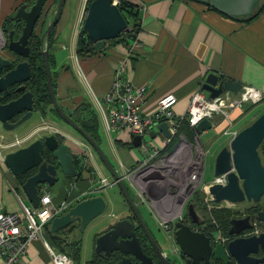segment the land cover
<instances>
[{
  "label": "crops",
  "instance_id": "obj_1",
  "mask_svg": "<svg viewBox=\"0 0 264 264\" xmlns=\"http://www.w3.org/2000/svg\"><path fill=\"white\" fill-rule=\"evenodd\" d=\"M26 1L33 3V0H0V21L4 22L11 17L16 7ZM51 1L55 3L56 0ZM129 1L134 4L133 13H135L138 26L135 40L138 45L135 46L133 53L127 59V68L123 79L130 82L134 88L145 87L142 117H146L152 112L158 100L168 93H173L177 98V102L173 106L174 114L186 113L191 95L200 88L209 73H214L220 78L240 81L245 86L258 89L264 95V6L261 8L264 0H260L261 9L259 8L260 10L258 9L259 11L257 10L254 17L249 21H245V18L241 20L225 15L200 1ZM86 2L87 0H77V11L71 34L68 33L69 11L62 9L56 27L54 50L59 48L61 49L59 52H65V48L68 47L70 55H57L53 50L52 55L56 62V94L63 107L73 110L85 101L89 103L95 113L94 109L97 107H95L94 102L95 106L92 103L91 93L102 99L112 82L113 70L120 59L127 54L130 41L123 38L124 40L110 43V47L105 48L104 52L100 54L94 53L85 58L77 57L75 45L85 15ZM48 18L46 17L47 22ZM132 18L134 17L129 16V24H132ZM76 67L79 70L78 74ZM79 76L84 80V83ZM84 91L89 95L90 102L85 98ZM205 94L208 95L206 92ZM92 106L95 108L93 109ZM244 109L243 106L238 110ZM234 112L231 113L232 118ZM36 115L39 116L40 114L36 113ZM95 115L97 118L96 113ZM98 115H100L105 128L102 134L98 131L101 141L100 147L102 149L103 146L107 147L111 157H113L112 159L117 161L119 170L115 166L114 168L119 174L136 166L147 157L150 146L146 149L141 145L134 146L133 135L127 130L121 132L108 131L103 116L100 113ZM214 120L220 121L221 119L216 116ZM222 124L224 127L216 128L217 131H221V135L231 137L230 134L224 133L227 128L226 121ZM25 127L26 125L22 129ZM160 134H156L154 137H150L148 134L155 146H161ZM109 161L114 165L110 159ZM94 164L99 172L104 175L95 161ZM0 165V212L19 213L21 212V204L11 187L15 188L16 183L21 189L22 183L17 180L18 176H13L5 165L1 163ZM107 176L110 177L108 173ZM63 177L65 178L62 180H67L68 185L61 188L57 193L50 190L55 201L65 197L73 198L82 189L87 188L90 183L89 181L76 180L75 175ZM69 187L72 190L69 191ZM48 188L50 189V187ZM121 199L123 210L127 213L125 200L122 197ZM137 202L140 200L137 199ZM153 203L155 202H152V205L146 203L145 206L149 212V217L159 227L160 214L162 215L164 212L159 206H154ZM93 225L99 226L98 234L103 226L98 225L97 222ZM73 230H75V226L71 232L69 228H66L54 234L59 233L64 237L65 234L72 233ZM47 234L49 236L54 235L49 232ZM70 237H72L70 240L64 237L66 243L80 246L76 236L71 234ZM78 259H73V261L78 262ZM87 263L90 264L89 260ZM18 264L52 263L42 244L39 241H34Z\"/></svg>",
  "mask_w": 264,
  "mask_h": 264
},
{
  "label": "water",
  "instance_id": "obj_2",
  "mask_svg": "<svg viewBox=\"0 0 264 264\" xmlns=\"http://www.w3.org/2000/svg\"><path fill=\"white\" fill-rule=\"evenodd\" d=\"M219 12L232 16L233 18H250L261 7L260 0H201ZM65 0H56V9L53 17L40 37L39 52L43 62L45 73L46 89L50 96L53 109L60 118L76 131L92 148L101 164L105 167L112 178L114 185L118 187L126 203L127 213L124 218L117 220L110 225V228L100 233L96 238L95 253L117 252L124 256L134 257L135 264H152L150 257L146 256L140 246L136 230L141 227L148 241L157 252L158 257L164 264H168L166 255L158 247L156 241L150 234L146 224L141 218L138 210L137 197H133L126 188L125 180L117 172L103 152L102 148L95 142L91 136L86 133L58 104L54 94L53 81L49 65V45L50 37L58 23ZM48 0H33L19 4L12 16L13 22L18 21L21 24L19 37L13 40L12 36L15 30L8 32V49L22 58L28 55V41L31 37L37 22L43 24L47 16H44L43 10L47 7ZM128 26V20L120 12L117 5L112 0H92L85 11L81 28L85 31L87 38L92 43L95 54L104 52L105 48L110 47L112 40L116 39ZM132 36H135L134 33ZM10 62L0 57V70L11 67ZM29 65L26 61L18 62L0 76V125L6 132L13 131L34 115L33 94L26 91L21 84L29 78ZM13 85H20L15 88L18 94L13 99H7L9 88ZM201 89L208 94V97L214 99L223 92H230L234 95L243 94L244 88L240 81L231 78H220L214 73H209L201 85ZM22 113V114H21ZM18 119L11 121L17 115ZM212 123L207 119H202L195 127V130L202 132L210 129ZM158 131L151 130L150 137L161 133L165 137H170L167 124L160 122L157 125ZM56 133V132H55ZM55 133L37 138L28 145L18 148L15 151L7 153L3 157V162L13 176H20L29 171H33L21 184L26 199L31 206H38L40 196L38 186L45 185L52 187L59 175L73 176L76 174V166L70 146L65 142H59ZM264 138V113L259 115L252 124L246 126L230 138L226 146H223L216 154L214 163V178L225 175L226 183H212L209 186V193L215 201L226 199L230 202L242 201L245 198H253L257 201L264 193V169L260 163L257 148ZM142 138L139 135L133 136V145L140 146ZM44 150L51 152L56 159L54 164H48L42 158ZM59 168V169H57ZM203 177V175H202ZM213 178V179H214ZM140 203V202H139ZM107 208V203L102 196H92L81 200L70 209L57 217H54L49 223L47 230L54 234L62 229L73 225L74 220H79L78 234L83 232L89 222L102 214ZM187 213L195 217L192 204H188ZM132 215L135 223L128 217ZM247 218L232 221L230 233H239L244 227L236 228V223L245 222ZM174 241L179 250L188 257V260L196 261L197 252H201L204 259L208 258L210 252L209 241L202 233L192 232L188 226L180 221L174 222ZM79 237H77V240ZM229 253L242 264L246 254L260 248L264 253V234L252 236L249 238H237L228 243ZM261 258L260 260H263ZM125 257L123 258V261Z\"/></svg>",
  "mask_w": 264,
  "mask_h": 264
},
{
  "label": "built area",
  "instance_id": "obj_3",
  "mask_svg": "<svg viewBox=\"0 0 264 264\" xmlns=\"http://www.w3.org/2000/svg\"><path fill=\"white\" fill-rule=\"evenodd\" d=\"M112 3L117 5L119 0H112ZM132 32L133 27L128 24L121 34L126 36ZM136 45L138 42L135 38L131 39L127 54L120 59L112 72L113 78L109 89L102 99L91 93L92 101L103 116L108 131L127 130L131 135H139L142 138L141 146L143 148L146 149L150 146L148 156L136 166L126 169L121 175L125 181L131 184L141 203L149 202L152 205V202H155L153 204H158L164 212V214H160L159 227L167 234L173 235L175 230L173 218L180 215L183 201L197 187L204 171L207 151L200 139L201 132L195 130L196 125L204 118L212 123L216 116H220L221 120L227 123L224 133L233 137L237 132L231 130L234 120L231 113L241 109L249 100L262 97L263 94L258 89L243 85V94L234 95L230 92H223L218 97L211 99L200 86L191 95L186 113L174 114L173 106L176 104L177 98L173 93H168L158 100L152 112L146 117H142L145 87L134 88L130 82L123 79V75L126 73L127 59L133 53ZM160 122L167 124L170 137L160 134L161 146H155L148 134L151 130L158 131L157 125ZM182 122H186L194 130L192 140L179 134L173 148L163 151L172 141V137L177 134ZM22 141L15 139L7 145L15 146ZM74 143L77 145H75L77 151L73 152V156H76L75 159L78 160L77 165L80 168L78 169L76 166V173L82 172L85 175L88 173L86 170L91 168L89 171L91 175L87 180L90 182L89 186L82 189L73 198L65 197L55 201L50 189L45 185H39L37 190L40 199L36 207L26 206L16 188L11 187L21 204V212H0V264H18L34 241H39L42 244L52 264H75L70 255L58 250L49 241L47 227L54 217L64 214L76 203L95 196L114 184L112 178L102 175L92 162L90 146L80 141H74ZM87 149L91 152L86 153ZM0 162L4 163L3 158H0ZM214 179L219 183L226 181L225 175ZM70 190L72 188L69 187ZM179 197L183 200L178 205H173L171 201ZM174 212L175 214H173Z\"/></svg>",
  "mask_w": 264,
  "mask_h": 264
},
{
  "label": "flooded vegetation",
  "instance_id": "obj_4",
  "mask_svg": "<svg viewBox=\"0 0 264 264\" xmlns=\"http://www.w3.org/2000/svg\"><path fill=\"white\" fill-rule=\"evenodd\" d=\"M48 2H52V1L48 0ZM55 9H56V6L54 5V2H52V4H48L47 7L43 10L44 16L46 14V11H47V16H46L47 18L49 16H52L55 12ZM13 15H14V13H13ZM12 16L9 17L8 19H6L4 22L0 21V57L5 59V60H8L11 64L10 65L11 67H14L18 62H21V61H26L28 63L30 75H29V78L24 80L21 84L25 87L26 91L32 92L33 100H34V109L36 106L39 105V103L41 104L40 106H43V105L47 106L44 99L42 100L41 98H39L38 94L35 92L36 88L33 89V87H35V84H33L34 73L36 72V67H39L40 65L42 66V71L44 74V82H45V73H44V69H43V62L41 59L39 48H40L41 34L48 24L47 19L46 18L44 19V22L42 25H40V22L36 23V25L34 27V31H33L32 35L28 41V47H29L28 55L26 56V58H22L20 55L14 53L8 49V43H9L8 32L10 30H15L14 34L12 36V39L14 41L17 40L19 37V33H17L16 31H19L20 26L22 24L18 21L13 22L11 20ZM55 32L52 33L53 35L50 37L48 60H49V65H50V70H51V76H52V81H53V88H54L55 97H56L60 107L69 116L70 115L69 113H72V109L71 110L68 109L69 111H67L63 107V105L61 104V101H59V99L57 98V94H56L57 72L55 69L52 71L53 67L55 68V66H56L55 58L52 55V49H55V45H56V43H55L56 42V39H55L56 33ZM34 40L39 41V47H38V54L37 55H35V52L32 49V42ZM11 67L3 68L2 70H0V76L2 74H4L7 70H9ZM17 86H20V85H13L9 88V94L7 96V99H13L18 95L15 93V88ZM45 89H46V87H45ZM44 95L49 96L47 89H46V93L45 92L43 93V96ZM49 99H50V96H49ZM49 106L51 107L52 104L50 103V105H48L45 108V111H46L45 114H43V115L40 114L39 110L34 111V114L35 113L40 114L39 116L41 117L42 120L46 119L48 116L50 117V114H52V113L49 110ZM21 114L17 115L15 118H12L11 121L18 119V117ZM34 116L35 115H33V117ZM218 117H220V116H218ZM220 119H221V117H220ZM213 121H219V120H213ZM233 121H235V120H233ZM222 122L223 121L220 120L219 122H214V124H215V126H219V124H221ZM252 122H250L249 125L252 124ZM233 125H234V122H233ZM33 127H31V129ZM31 132L32 133L36 132V129L35 130L33 129V131L31 130ZM32 133H30L28 136H31ZM20 140H23V139H20ZM63 142L67 143L65 141V136H64ZM21 147H24V146H19L18 148H21ZM70 149L72 152L71 146H70ZM257 152H258V156L260 159V163L264 169V138L262 139L261 143L259 144V146L257 148ZM72 154H74V153L72 152ZM75 157L76 156H73L74 161H77L75 159ZM77 168L80 169L78 167V165H77ZM57 169H59V168H57ZM200 183H201V185H200ZM212 183H219V182H215V179H213L212 181L204 183V182H202V179H201L200 182L197 184V187H195L193 189V191L191 192L190 196L183 201V208L180 212V215L179 216L176 215L173 218L174 222L180 221L184 225L188 226L192 232L202 233V234H204V236H206L208 238L209 246H210V252H209L208 258L204 259L203 258L204 254H202L201 252H197L196 261H194L193 259L188 260V257H186L182 253V251L179 250L178 246L176 245V243L174 241V232H173V235H170V238L172 239V241L175 245L173 248V252L175 253L176 256H175L174 261H172L171 259H169L166 256V260H167L168 264H175V262H177L178 264H240L236 260V258H234L229 253L228 248H227L228 243L234 239H237V238L246 239V238H249L252 236H259L260 234H264V193L260 196V198L257 201H255L253 198H251V199L245 198L242 201H236V202H230L226 199H222L220 201H215L213 199L212 195L209 193V190H208L209 186ZM225 183H226V181L223 183H220V184L223 185ZM199 185H200V187H198ZM195 193L197 194V196H194ZM182 200H183V198H181V197L174 198L171 201V203L173 205H178V203L181 202ZM137 203H138V206L139 205L145 206L147 204L151 205V203H149V202H146L147 204L145 202H142V203L137 202ZM189 203L192 204V209L194 211L195 217H192V216L190 217L189 214L187 213V206ZM154 206H158V204L156 203V204H154ZM185 210H186V212H185ZM173 214H175V212ZM122 218H124V217H122ZM128 218L135 223L136 227L138 226L135 218L132 217V215H130ZM141 218L144 221V223L146 224V227L148 228L150 234L152 235V237L154 238L158 247L161 250V244L159 243V241L156 237V234L153 232L155 230H152L149 227L147 221L145 220V218L143 216H141ZM245 218H247V220L245 222L236 223L235 226H236V228H240L242 225H248V226L244 227V229L241 230L239 233H230V229L232 228V225H233L232 221L242 220ZM73 225L75 226V230H73L72 233H68V234L64 235V237H66L68 240H70L72 238V237H70L71 234L73 236L78 237L79 220H74ZM110 225H111V223H109L108 225H104L102 227L101 231L98 232V235L100 233L107 231L110 228ZM135 230H136V235L139 238L141 249L146 256L151 258L152 264H164L160 260V258L158 257L157 252L152 247L151 243L148 241V239H147L145 233L143 232L142 228L138 227ZM160 230L161 229L158 227V231L156 230L157 233H159ZM95 238H96V236H95ZM78 241L81 243V237L78 239ZM218 244L221 245V247L225 250L224 256L216 255L214 249ZM94 247H95V241L93 243V248ZM93 256H95V259L97 260V262L95 264H135V261H136L134 259V257H132V256H124L125 260L123 261L124 257L117 252H110L108 255H105L104 253H95V251L93 250V254H92L90 260H92ZM263 257H264L263 251L260 248H258L255 251L248 252L246 254V257L243 259L242 264H264V259L260 260Z\"/></svg>",
  "mask_w": 264,
  "mask_h": 264
},
{
  "label": "rangeland",
  "instance_id": "obj_5",
  "mask_svg": "<svg viewBox=\"0 0 264 264\" xmlns=\"http://www.w3.org/2000/svg\"><path fill=\"white\" fill-rule=\"evenodd\" d=\"M56 5V1L54 3ZM64 11H69V19L68 22L70 25H68V33L71 34L73 31V25H74V19L77 11V0H65L63 8ZM51 17L49 16L48 18V24L51 21ZM59 22V21H58ZM47 24V25H48ZM58 23L56 24L53 33L56 31ZM46 29V27H45ZM44 29V30H45ZM56 33V32H55ZM53 35V34H52ZM71 46V45H70ZM65 52H59L61 49H57L56 51L52 49L57 55H70V50L68 47L65 48ZM72 55V53H71ZM72 57V56H71ZM55 68L53 67L52 71ZM77 74L79 73V70L77 69ZM76 72V71H75ZM76 74V75H77ZM81 78V76H79ZM83 83L84 80L81 78L80 79ZM85 98L87 101L90 102L89 95L84 91ZM264 95L258 99L255 100H249L246 102L244 106V110H236L233 113V118H234V125L231 130L239 132L241 129L245 128L246 126L249 125L250 122H252L257 116L261 115L264 113ZM93 103V101H92ZM95 106V104L93 103ZM93 107V106H92ZM96 107V106H95ZM93 107V109L95 108ZM67 111H69L67 108H65ZM95 113L97 114V119H98V131L101 132V134L104 132L105 128L103 126V122L100 118V115H98L99 110L97 108L94 109ZM36 115V113L34 114ZM214 122H219V121H213L212 122V127L210 129L204 130L200 133V139L201 142L207 150L206 156H205V164H204V171H203V177H202V182L206 183L209 181H212L214 178V163H215V157L217 152L223 147L226 146L228 141L230 140L229 136L226 135H221V131H217L216 128L218 127H224V124H220V126H215ZM25 129H22L25 125ZM34 126V127H33ZM31 127H33L31 129ZM36 129V132L32 133L31 130ZM61 133L63 136H65V141L71 146L72 152H76V144L74 141H80L86 144V142L79 136V134L74 131L68 124H66L62 119L57 118L53 114H50V117L48 116L46 119L42 120L40 116L36 115V117H33L30 120L28 119L25 121L23 124H21L18 128H16L13 131L6 132L2 129L0 125V158H3L7 153L15 151L19 146H25L34 141L37 138H41L45 135H49L52 133ZM32 133L31 136L27 138V136ZM15 139H23L22 142H20L18 145L15 146H8L7 143L14 141ZM76 145V146H75ZM92 152H91V151ZM90 150H86V153L88 151L91 152V160L92 162L95 161L96 165L101 169L102 173L107 176V170L105 167L101 164L99 161L98 157L94 154L92 148L90 147ZM103 152L105 155L112 161L117 170H119V165L116 163L113 157H111V154L109 153V150H107V147L103 146ZM149 153V152H148ZM144 156V155H143ZM148 156V155H147ZM94 160V161H93ZM2 165V162H0ZM1 166V165H0ZM65 177L62 175H59V179L57 182L50 187V190L57 193L61 188H65L66 185H68L67 180H62ZM72 178V177H71ZM109 178V177H108ZM67 179V178H66ZM111 179V177H110ZM125 183L128 186L130 194L134 197H137L135 195V190L131 187V184L128 181H125ZM201 185V183H200ZM200 185L198 187H200ZM15 188L21 199L23 200V203L25 205L29 206L28 201L26 200L25 195L23 192L20 190L19 186L15 183ZM100 196L104 198V200L107 203V208L106 210L95 220H92L89 222V224L86 226L83 232H80L78 234V237H81V243H80V257L77 260L78 262H74L75 264H88L87 261L90 260L92 254H93V243H94V238L97 234L98 227L96 225H93L95 222L98 223V225L104 226L108 225L109 223H114L117 220H119L122 217L126 216L125 211L123 210V206L121 205L122 199L119 194L118 187L116 185L111 186L105 191L99 192L98 193ZM98 195V196H99ZM138 198V197H137ZM116 207V208H113ZM138 210L140 211L141 216L145 218L147 221L149 227L156 234V237L161 244V251L163 254H165L169 259L174 261L175 259V253L173 252L174 248V243L172 239L170 238V234H167L165 231L162 229L160 230L159 233L158 231V226L154 222V220L149 217V212L147 211L146 206L139 205ZM186 212V210H185ZM157 230V231H156ZM66 251V250H65ZM216 255L219 256H224L225 250L221 247V245H217L214 249ZM68 253V251H67ZM71 257V256H70ZM175 264H178L175 262Z\"/></svg>",
  "mask_w": 264,
  "mask_h": 264
},
{
  "label": "trees",
  "instance_id": "obj_6",
  "mask_svg": "<svg viewBox=\"0 0 264 264\" xmlns=\"http://www.w3.org/2000/svg\"><path fill=\"white\" fill-rule=\"evenodd\" d=\"M92 0H87L86 2V8L89 5V3ZM193 1H200L203 2L201 0H193ZM206 5H208L207 2H203ZM264 2L262 3V7ZM133 3H131L129 0H119V3L117 4V7L119 8L120 12L123 14V16L128 20V24H129V16L130 17H134L132 18V27H133V32L134 35L137 32L138 26H137V20L135 18V13H133ZM209 6V5H208ZM260 8V9H261ZM259 9V10H260ZM258 10V11H259ZM254 17V15L250 18H245V21H249L250 19H252ZM132 34H128L126 36L122 34H120L116 39L112 40L111 43H113L114 41H120V40H124L123 38H125L128 41H131V38H135V36H132ZM38 47H39V41L38 40H34L32 42V49L35 52V55L38 54ZM75 53L76 56L79 58H85L88 56H91L94 54L93 51V47H92V43L89 41V39L86 36L85 31L82 30V28L80 29V32L77 35V39H76V45H75ZM34 82L33 84H35V92L38 94L39 98H41L42 100L44 99V101L46 102V105H50L51 101L49 99L48 95H44L43 93H46V85L44 82V74L42 71V66L40 65L39 67H36V72L34 73ZM264 99V98H263ZM40 101V100H39ZM41 104L39 103L38 106L35 107V111H40V114H45V108L47 106H40ZM49 110L51 111V113L56 116L57 118H60V116L58 115V113L53 109V107L49 106ZM70 117L72 118L73 121H75L86 133H88L92 139L95 140V142L100 146V135L98 133V122H97V118L96 115L94 113V111L92 110L91 106L89 105V103L87 102H81L78 106H76L73 110L72 113H69ZM61 119V118H60ZM179 134H183L188 140H192L193 135H194V130L191 129L189 127V125L186 122H182L179 130L177 132V134L175 136L172 137V141L170 142V144L168 146H166L163 151H169L173 148L175 142L177 141L178 135ZM56 138L58 139L59 142H63L64 141V137L59 134V133H55ZM80 136V135H79ZM81 137V136H80ZM82 138V137H81ZM83 139V138H82ZM84 140V139H83ZM85 141V140H84ZM86 142V141H85ZM119 143V141H117ZM94 152V151H93ZM95 154V153H94ZM42 158L43 160H45L48 164H54L56 167V159L53 156V154L51 152H48L47 150H44L42 153ZM75 166H77L78 164V160L74 161ZM91 168H88L86 171L88 172L87 174L83 175L82 172H77L75 174V178L76 180H80V181H87L88 177L91 175L90 171ZM33 171H29L23 175H20L17 177V180L20 183H23V181L30 175L32 174ZM18 182V183H19ZM127 190L129 191L127 185H126ZM120 196L122 197L120 191H119ZM194 196H197V194L195 193ZM123 198V197H122ZM124 200V199H123ZM74 226L69 227V231L71 232ZM48 233V232H47ZM61 233V232H60ZM48 239L49 241L55 245L57 247L58 250L60 251H64L67 253L68 251V255L71 256V258L73 259H78L79 257V250H80V246L78 244H73V243H66V239L58 234H54L52 236H49L48 234ZM66 250V251H65ZM97 262V260L95 259V256L92 257V260L89 261L90 264H95Z\"/></svg>",
  "mask_w": 264,
  "mask_h": 264
}]
</instances>
